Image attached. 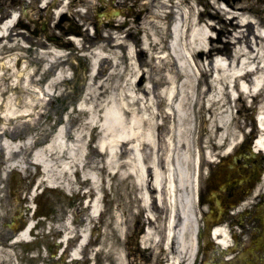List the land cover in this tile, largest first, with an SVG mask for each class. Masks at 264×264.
Returning a JSON list of instances; mask_svg holds the SVG:
<instances>
[{
  "label": "bare ground",
  "instance_id": "obj_1",
  "mask_svg": "<svg viewBox=\"0 0 264 264\" xmlns=\"http://www.w3.org/2000/svg\"><path fill=\"white\" fill-rule=\"evenodd\" d=\"M184 4L189 5L188 13L185 7L177 4L170 28L167 18L165 23L163 19L157 22L158 26L143 37L141 51L138 52L135 44H125L128 67L132 70L129 83L122 85L116 81L111 85L109 77H106L93 87L92 78L96 77L98 63L106 55L102 50L90 55L92 72L85 98L65 116V121L60 120V131L46 148L35 155H31V149L40 142V138L31 135L19 143L24 134V124L20 121L32 117L36 108L35 99L39 102L53 94L55 85L70 75L61 69L46 83L44 90H40L32 85L34 73L27 68L17 70L12 60L0 61V113L3 115L0 118V173L17 172L25 179L34 180V189L43 186L45 191L62 195L66 203L70 198L79 202L75 210L77 217L73 218V214L66 210L62 224L55 226L63 244L78 239L72 251L73 258L80 259L91 242H98L99 252L106 248L108 254H113L114 260H123V252L114 249L111 240L114 234L119 237L125 230L124 222L120 224L122 215L119 211L105 222L100 239L92 240L89 232L92 224L96 225L99 220V215L105 213V186L108 181L115 180L116 184L130 181L131 187L124 191L125 204L138 203L152 217L156 197L161 201L162 195L166 194L171 211L164 249L170 264L183 263L186 253L189 255L187 262L190 261L195 237L193 233L191 238H187V231L194 225L193 199L188 194V188L194 183V176L188 171V162L196 163L194 149L197 144L200 154L204 147L206 156L210 157L211 141L214 139L221 144L231 133L234 120L231 102L237 96L241 101L254 98L256 102L263 97L264 33L258 29L253 36H245L237 30L235 35L231 33L230 42L234 43L235 49L233 54L219 47L215 49L210 45L215 41L212 35L215 24L202 18L203 13H200L196 0H184ZM211 4L210 7L214 6L218 14L224 17L231 15L233 21L239 20L238 28L244 24L251 27L254 23L245 12L236 13L225 7L221 8L222 12L217 8V0H211ZM15 20L16 17L12 16L2 22L0 53L7 45L6 40L12 39L9 31ZM232 20L230 26H234ZM153 51L159 54L156 69L159 75L155 79L150 75L146 85L134 84L141 71L136 55ZM62 55L61 51L53 49L52 61L47 60L46 64L51 62L48 65L51 66L53 59ZM120 55V51L111 55L114 74L119 67ZM9 92L12 95L6 97ZM15 92L28 93L30 97L23 101L19 95L15 96ZM197 107L204 114L202 117L208 119V128L205 129L208 135L202 145L200 139L197 142L195 138ZM259 114L262 131L258 146L264 152V104L260 106ZM73 122L79 123L78 126L73 127ZM95 138L98 139L93 144ZM91 194L93 200L89 207L87 199ZM107 197L110 203L115 199L108 192ZM27 201L28 197L25 198ZM98 225L99 222L95 226L97 230ZM28 229L30 227L17 235L14 243L30 241ZM153 235L148 229L144 243L152 241ZM12 246H0V264L11 260Z\"/></svg>",
  "mask_w": 264,
  "mask_h": 264
},
{
  "label": "flooded vegetation",
  "instance_id": "obj_2",
  "mask_svg": "<svg viewBox=\"0 0 264 264\" xmlns=\"http://www.w3.org/2000/svg\"><path fill=\"white\" fill-rule=\"evenodd\" d=\"M56 1V0H53ZM63 3L37 8L41 0H12L22 8L19 26L30 37L57 39L70 46L69 36H80L86 46L109 42L114 30L128 33L148 12L146 0H73L85 6L86 14L69 12L68 7L56 19L48 12L61 9ZM133 31V30H132ZM257 133L244 134L230 152L217 151L216 157L202 162L198 173L193 217L197 229V249L193 264H264V157L252 152ZM228 142L222 150L227 149ZM165 215V212H164ZM126 238L116 239L123 260L100 264H162L153 249L143 244L149 227L144 216L128 213ZM149 224V225H148ZM80 264L61 254L58 264Z\"/></svg>",
  "mask_w": 264,
  "mask_h": 264
},
{
  "label": "rangeland",
  "instance_id": "obj_3",
  "mask_svg": "<svg viewBox=\"0 0 264 264\" xmlns=\"http://www.w3.org/2000/svg\"><path fill=\"white\" fill-rule=\"evenodd\" d=\"M155 0H147V6L149 9V13L147 17L144 18L143 24H142V31H138L137 34L141 35L143 33V29L148 27L147 34L151 33V29L153 27L158 26V23L161 19H163V22L165 23L168 21V28H170V25L173 22V17L169 18L167 15V10L170 7V9L174 12V9H176L177 4L180 5L181 8L185 7L186 12L189 11V5L184 4V0H175L173 1L174 5L169 6L168 4L171 2V0H157V3L154 5ZM219 5H217V8L219 10H222V7H225L227 10H231L236 13H243L245 12L246 15H249L251 17V20L254 21V23L250 26L241 25L240 28L236 27L239 24V20L233 21L231 19V15H227L224 17L222 14H218L216 11V8L210 7V0H196V3L200 9V13L202 15L203 19H207L208 21L215 24L214 29L212 30L213 39L215 41H220V43L217 42H211V46H217L221 47L222 49L226 50V43L230 42V39H232V34L235 35L236 31H242L243 35L247 36H253L254 33H258V29L264 33V11H263V4L259 7H253L252 10H250L251 6L253 5L254 1H248V0H236L235 2L226 1V0H217ZM209 3V4H208ZM251 3V4H248ZM188 5V6H185ZM212 5V4H211ZM243 10H238V9ZM262 11H259V10ZM209 11V14H205ZM223 12V10H222ZM211 13V14H210ZM198 14V12H197ZM165 18L166 21H165ZM223 18V21L221 20ZM231 20L233 21L234 26H230ZM225 21V22H224ZM227 24V26L225 25ZM229 29V31H227ZM141 32V33H140ZM10 39V38H9ZM8 40V39H7ZM7 45L4 47L2 52L0 53V57L3 59L2 62H7L12 60L13 64L17 65V70H22L24 68H27L30 72L34 73L32 76V85L35 84L36 88L40 90H44V87L48 81L54 76L55 73H57L59 70L64 69L65 72L68 74H72L76 70V64L74 62L70 63L69 56L70 53H68L67 50L58 48L56 46L47 45L42 40H29L28 38H16L8 40ZM168 41H170V36H168ZM167 41V42H168ZM242 41L244 39L242 38ZM125 43V42H124ZM138 45V44H137ZM140 47V45H138ZM81 48V46H80ZM53 49L61 51L63 55L58 59H53L52 65L48 66L49 63L51 64L52 61V51ZM230 52L234 53V43L229 48ZM124 51V50H123ZM167 50L165 49V52ZM81 53L75 54L71 52L73 56H76V58L80 59L82 61V57L85 59L86 62L90 61L89 57H86L85 54L89 53ZM89 52V51H88ZM116 53L119 52L118 50L115 51ZM139 52V50H138ZM83 54V55H81ZM159 54L156 51L148 52V54L139 53L136 55L139 66L141 67V71L139 72V76L137 77L134 84L143 86L148 83V77L152 75V78L155 79L157 75H159L158 72H156L157 67L159 66V60L157 58ZM82 56V57H80ZM121 59L119 62V67L116 69V73H113V70L109 72V74L105 75L104 77H100L96 75L95 78H92V85L93 87L98 86V84L104 80L106 77H109V83L112 85L115 84L116 81H119L122 85H125L129 83V76L132 72V70L128 67V60L126 52L124 51L121 53ZM70 59L73 60L71 57ZM104 60L100 61L99 63V70L102 69L104 66ZM48 66L47 70H44V68ZM82 70V67H81ZM142 70H145V72L142 73ZM124 71V74H121ZM97 70V74H98ZM121 72V73H120ZM8 75V73H7ZM89 78V77H87ZM66 80V79H65ZM65 80L61 81L59 84H56V89L53 92V94H50V96H47L46 98L42 99L41 101L37 102V99H35L34 104L36 105L35 110L32 112V117H26L21 119L20 123L23 125L24 131L22 137L20 140H18L19 143H23L27 136L35 135L37 138H40V142H37L33 148L31 149V155L33 154L34 150L44 145L45 143L49 142L52 139V135L54 131L56 130V126L60 124V120L62 121L65 116H67L72 109L76 108L77 104L83 100L86 96L87 84L84 83L82 86L78 85H66ZM208 81V78H207ZM12 95V92H9V94L6 95L10 96ZM20 96L22 100H27L30 97V94L28 93H17L15 92V96ZM234 105V103H232ZM231 104V105H232ZM234 107L237 108L238 112L240 109H242V106L240 102L236 103V106H233V114L236 119H238L237 115L238 113L235 112ZM200 107L196 108V113L198 116L197 119V129H196V141H201V145L203 144V141L207 137L206 128L207 122L205 119L206 117H202V114L200 112ZM208 118V117H207ZM208 120V119H207ZM54 121H57V124H54ZM79 124V123H78ZM77 122H73V127L78 126ZM12 126V125H10ZM247 127V126H246ZM246 129V128H245ZM45 133V134H43ZM98 138L93 139V144L96 143ZM212 142V141H211ZM212 146V144H210ZM212 150V148H210ZM203 150L205 148L203 147ZM202 150V151H203ZM201 151V153H202ZM194 153L196 155V159L200 154V151L198 150V144L196 148L194 149ZM30 155V156H31ZM195 159V158H194ZM195 164L194 161L188 162V171L192 174L195 171ZM35 171V170H33ZM2 172V171H1ZM1 182H0V230L5 223H11L14 217H18L20 214L22 215V219H18L16 223L22 224L26 221V219L30 216L31 210L28 209L33 204L38 205V211H41L42 209H46L47 211L50 210L51 214H54L56 218L60 215V211H66L73 213L74 216L76 215L75 210L79 207V202L75 199L69 200L68 203H66L62 199V195H59L57 192H46L39 193V190L37 191L40 195L37 199L33 202V195L30 193V191L34 188L35 181L31 179H25L24 176L20 175L17 172L14 173H6L2 172L0 173ZM106 180L108 178L105 177ZM131 182L126 181L122 182V184L118 183L116 184L115 180H110L106 184V190L109 193V195H112L115 197L112 203L109 202V198L107 197V192L103 195V209L104 214L101 215L100 219L97 221L96 225L99 222L100 230H96V225L92 224L90 229H93V239H100V235L102 234L105 226V222L109 220V218L114 216L116 210H120L122 204H124L123 196L124 191L128 189V187H131ZM28 197V201L25 202V198ZM2 207V208H1ZM124 209V207H123ZM45 213V212H44ZM21 225V228L23 227ZM95 230V231H94ZM192 233V231H191ZM190 233V235H191ZM2 236V232H0V237ZM55 237L52 238V241L54 242ZM154 239L158 240V236L155 233ZM113 240V236L111 238ZM96 249L98 248V244H94ZM70 246V245H68ZM74 246V245H73ZM44 247V246H43ZM41 248V251L43 252L42 258L45 260V264L48 263V258H50V253L52 251L48 250V246L45 244V247L43 249ZM72 247V246H71ZM19 248V247H18ZM53 248V247H52ZM24 252V260L26 261V264L29 262H35L36 260H31L32 256L29 255L27 252ZM112 252V251H110ZM27 256V257H26ZM101 256V255H100ZM21 258H18V264L21 262ZM22 264V263H21Z\"/></svg>",
  "mask_w": 264,
  "mask_h": 264
}]
</instances>
